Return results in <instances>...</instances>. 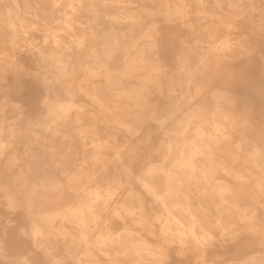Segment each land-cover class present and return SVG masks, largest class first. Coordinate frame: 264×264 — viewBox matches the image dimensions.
<instances>
[{"label":"bare ground","instance_id":"1","mask_svg":"<svg viewBox=\"0 0 264 264\" xmlns=\"http://www.w3.org/2000/svg\"><path fill=\"white\" fill-rule=\"evenodd\" d=\"M0 93V264H264V0H0Z\"/></svg>","mask_w":264,"mask_h":264},{"label":"rangeland","instance_id":"2","mask_svg":"<svg viewBox=\"0 0 264 264\" xmlns=\"http://www.w3.org/2000/svg\"><path fill=\"white\" fill-rule=\"evenodd\" d=\"M137 34H139V33H137ZM141 36V35H140ZM185 38H186V42H189V41H193L191 38H189V34L188 33H185ZM178 45H179V43H177V42H175V41H173V42H167V43H164V42H161L160 43V49H161V58H163V60H166V59H169V60H172V61H175L176 60V55H175V51H179V47H178ZM176 48H177V50H176ZM21 56H17V59L19 60V58H20ZM29 77V78H28ZM23 78H25V79H23ZM26 79H28V80H26ZM21 80H22V82H23V84L24 85H29V83H30V81L31 80H33L30 76H27V75H24V76H22L21 77ZM13 82V78H12V76L10 75L9 76V84H12V82ZM27 86L25 87V88H27ZM24 88V92H23V90L21 91L22 93H17V92H15V90H9L11 93V98H15V96H16V98H18L19 97V95L22 97V98H24L23 100L24 101H22V102H24L25 103V107H24V110H23V112H25V114L27 113V115H32V118H37V119H40L41 117H44L43 116V114H45V112H44V110H36V111H33L31 108H30V106H29V98L27 97V95H28V93L30 92V90L27 88V89H25ZM8 91V92H9ZM2 93H4V92H2ZM81 94H76L75 95V99L76 100H78V102L80 103V104H82L83 103V100H82V96H80ZM3 96H5V93L3 94ZM2 96V94L0 93V98H2L3 97ZM27 97V98H26ZM31 98V97H30ZM28 99V100H27ZM28 101V102H27ZM28 104V105H27ZM11 107H9V108H7L6 109V111H5V113H6V116H5V119L7 120L6 122V124H9V123H11V122H13L14 120H15V113H12V108L10 109ZM29 111V112H28ZM23 120H25V119H23ZM21 122H23V121H21ZM151 129L152 130H154L155 132H157L158 134H157V138L156 139H158L159 140V144H160V142H161V139L162 138H164L165 140H171V139H174V138H177V129H178V127H179V124L177 123V120H175V119H173V118H169L168 117V115H166L165 116V118L163 119V126H162V128L159 130V128H158V123L156 124V123H151ZM36 127V128H35ZM24 129V128H23ZM43 129V130H42ZM25 130V129H24ZM29 130H31V131H33L34 133H37L38 134V138L40 139V141H42V140H44L45 138V140H49L50 139V137H53V134H50V132L49 131H45V129L44 128H42V127H40V126H32L31 128H29ZM159 130V131H158ZM164 130H166V133L165 134H163L162 132H164ZM30 131V132H31ZM39 131H40V133H39ZM27 133V136L26 137H28V138H32V135L34 134V133ZM49 132V133H48ZM47 133V134H46ZM29 135V136H28ZM43 135H44V137H43ZM46 135V136H45ZM52 135V136H51ZM43 138H41V137ZM126 136L128 137V138H130V136H128V135H126V134H124V132H122V131H118V134H117V137H118V139L120 140V142H119V144H123L124 143V141H125V139H126ZM47 137H48V139H47ZM235 138L236 137H234V140H235ZM53 139V138H52ZM49 142V141H48ZM36 145V146H35ZM38 145L37 144H34V147H37ZM111 155L112 156H114V150L113 151H111ZM157 160L158 161H161V153H160V155H158L157 156ZM127 188H129V186L127 187ZM125 190V189H124ZM123 191V190H122ZM59 222V221H58ZM58 222H57V224H58ZM59 224H60V222H59ZM58 224V225H59ZM217 238H220L219 236L217 237ZM173 248L175 249L176 248V245L175 246H173ZM174 252H176V251H174ZM190 257V255H188V256H185V257H183V258H189ZM190 260H188V261H190V263L189 264H194V261H193V259H191V258H189ZM226 264V263H225Z\"/></svg>","mask_w":264,"mask_h":264}]
</instances>
